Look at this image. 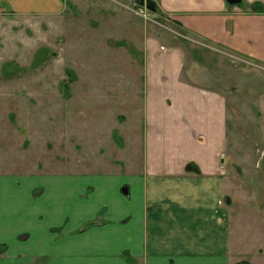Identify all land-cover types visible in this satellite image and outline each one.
Wrapping results in <instances>:
<instances>
[{"label": "crops", "instance_id": "crops-1", "mask_svg": "<svg viewBox=\"0 0 264 264\" xmlns=\"http://www.w3.org/2000/svg\"><path fill=\"white\" fill-rule=\"evenodd\" d=\"M154 1L184 33L264 63V12L252 7L264 0ZM66 6L0 0V22ZM159 40L146 38L142 137L121 164L0 170V264H262L264 240L235 237L225 192L227 97L183 79V49Z\"/></svg>", "mask_w": 264, "mask_h": 264}, {"label": "rangeland", "instance_id": "rangeland-1", "mask_svg": "<svg viewBox=\"0 0 264 264\" xmlns=\"http://www.w3.org/2000/svg\"><path fill=\"white\" fill-rule=\"evenodd\" d=\"M135 1L66 0L55 16L0 22V170L104 172L129 157L154 34L183 49V79L227 97L234 234L264 240V63L147 21L125 6Z\"/></svg>", "mask_w": 264, "mask_h": 264}, {"label": "built area", "instance_id": "built-area-1", "mask_svg": "<svg viewBox=\"0 0 264 264\" xmlns=\"http://www.w3.org/2000/svg\"><path fill=\"white\" fill-rule=\"evenodd\" d=\"M125 6L130 8L135 13L141 15L145 20L160 24V16L158 17L157 14L154 13L151 9H149L146 4H140L138 1H135L132 7H130L129 5H125ZM166 21H168V24L161 25V26L167 28L168 30L174 31L172 27L173 25H170V23H173V22H171L167 18H166Z\"/></svg>", "mask_w": 264, "mask_h": 264}, {"label": "trees", "instance_id": "trees-1", "mask_svg": "<svg viewBox=\"0 0 264 264\" xmlns=\"http://www.w3.org/2000/svg\"><path fill=\"white\" fill-rule=\"evenodd\" d=\"M149 3H150L151 6L154 7L155 11L158 12V7H157L155 1H154V0H150ZM252 7H253V9H254L255 11H261V12H264V7H263V8H260L261 6H259V4H254ZM174 23H176V24L179 25L178 22H174ZM116 135L119 136L118 134H116ZM119 138H120V136H119ZM193 168H194V167H193L192 164H190V165L188 166V169H189V170H192ZM91 224H94V222H90V223H88L85 227H87V226H89V225H91ZM238 264H248V263H247V262H241V263H238Z\"/></svg>", "mask_w": 264, "mask_h": 264}, {"label": "water", "instance_id": "water-1", "mask_svg": "<svg viewBox=\"0 0 264 264\" xmlns=\"http://www.w3.org/2000/svg\"><path fill=\"white\" fill-rule=\"evenodd\" d=\"M150 0H147V6L149 9L155 11L154 7L150 5L149 3ZM229 4H240L242 0H226ZM141 3L144 2V0H140Z\"/></svg>", "mask_w": 264, "mask_h": 264}]
</instances>
